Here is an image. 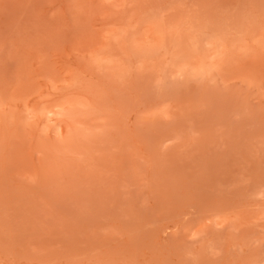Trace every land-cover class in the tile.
I'll list each match as a JSON object with an SVG mask.
<instances>
[{
  "label": "rangeland",
  "instance_id": "rangeland-1",
  "mask_svg": "<svg viewBox=\"0 0 264 264\" xmlns=\"http://www.w3.org/2000/svg\"><path fill=\"white\" fill-rule=\"evenodd\" d=\"M0 264H264V0H0Z\"/></svg>",
  "mask_w": 264,
  "mask_h": 264
}]
</instances>
